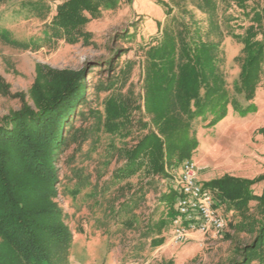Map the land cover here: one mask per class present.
Masks as SVG:
<instances>
[{"label": "rangeland", "instance_id": "obj_1", "mask_svg": "<svg viewBox=\"0 0 264 264\" xmlns=\"http://www.w3.org/2000/svg\"><path fill=\"white\" fill-rule=\"evenodd\" d=\"M38 1L48 3L51 10L23 6ZM159 1L162 4L157 0H106L101 16L86 25L90 41L69 44L45 39L46 25L56 14L57 1L0 0V28L21 42L39 44L24 49L0 41V76L10 90L9 96L0 94V118L19 110L22 99L33 105L29 91L39 65L82 70L85 74L87 92L77 109V139L61 154L58 163L62 184L57 201L73 232L69 264H229L235 257V246L251 241L249 235L227 226L220 236L196 232L187 241L176 243L171 239L172 229L164 234L163 245L153 247L152 240L163 235L157 234L153 224L160 219L159 200L170 188V179L154 178L145 170L125 180L113 177L126 161L125 149L155 129L153 114L144 110L145 77L152 50L162 44L166 34H177L184 23L192 28V18L205 40H217L212 18L200 9L199 0ZM165 3L171 8L168 15ZM260 3L262 0H252L247 5L251 8ZM216 15L226 33L236 30V23L249 25L243 10L231 0H218ZM127 32L128 37H123ZM241 51V43L226 34L219 65L231 97L245 107L248 102L244 96L234 91ZM109 61L112 65L107 64ZM111 98L129 106L127 135L110 134L103 125L106 103ZM254 102L257 110L245 117L230 106L228 115L211 126H205L201 119L193 121L192 130L199 143L191 160L199 170L202 185L226 175L252 180L264 174V134L259 132L264 126V84L258 88ZM139 121L148 126L143 127ZM81 131H85V140V135H79ZM173 161L179 170L176 158ZM167 171L174 175L170 166ZM78 181L81 190L76 194ZM255 207L253 202L252 212ZM231 219L233 223L239 220L236 216Z\"/></svg>", "mask_w": 264, "mask_h": 264}, {"label": "trees", "instance_id": "obj_2", "mask_svg": "<svg viewBox=\"0 0 264 264\" xmlns=\"http://www.w3.org/2000/svg\"><path fill=\"white\" fill-rule=\"evenodd\" d=\"M53 1L58 5L51 23L46 25L45 39L64 40L69 44L89 42L91 33L86 31V25L101 16L106 0ZM231 1L243 10L249 25L236 23V30L226 33L216 15L218 0H199L200 9L212 18L217 40H205L198 22L192 18L193 29L184 23L177 34L168 32L162 44L150 53L144 110L153 114L155 129L125 149L126 161L113 177L125 180L145 170L154 178L170 179V188L159 200L160 219L153 224L157 234L163 235L152 240L153 247L163 245L164 234L173 229L180 195L176 178L183 162L191 160L199 143L192 130L193 121L201 119L206 122L205 126H211L228 115L230 106L241 117L257 110L254 99L264 84V0L251 8L247 3L252 0ZM28 4L23 6L51 10L44 1ZM164 6L168 15L171 8L168 3ZM226 34L242 45L241 55L237 57L240 73L234 82V91L244 96L248 102L245 107L231 97L219 65ZM128 35L129 32L123 37ZM0 41L24 49L39 45L35 41L14 39L2 28ZM86 92L82 70H56L39 65L29 91L33 105L22 99L19 110L0 118V264H69L73 232L57 201L62 184L58 163L61 154L77 139V109ZM0 94L10 95L9 85L1 76ZM105 112L103 125L108 133L127 135L130 132L128 104L111 98ZM259 132L264 134V126ZM79 135L84 136L85 131ZM174 158L180 164L179 170ZM168 166L174 175L168 173ZM76 184L74 193L78 194L81 183ZM205 186L213 190L216 206L230 213V217L226 216L228 228L251 238L250 243L235 246V257L229 264H264V174L252 180L226 175ZM253 202H256L254 212ZM232 216L239 218L237 223H233Z\"/></svg>", "mask_w": 264, "mask_h": 264}, {"label": "built area", "instance_id": "obj_3", "mask_svg": "<svg viewBox=\"0 0 264 264\" xmlns=\"http://www.w3.org/2000/svg\"><path fill=\"white\" fill-rule=\"evenodd\" d=\"M176 180L180 195L178 212L172 222V241L183 243L196 232L223 234L228 226L227 218L216 206L213 190L199 182V170L192 160L183 162Z\"/></svg>", "mask_w": 264, "mask_h": 264}]
</instances>
